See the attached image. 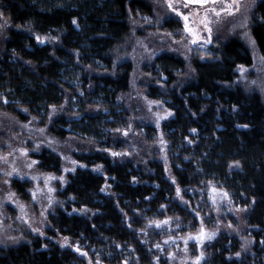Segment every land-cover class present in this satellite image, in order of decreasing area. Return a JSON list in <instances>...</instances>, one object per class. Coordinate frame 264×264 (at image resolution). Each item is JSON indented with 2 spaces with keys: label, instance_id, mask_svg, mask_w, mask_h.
<instances>
[{
  "label": "trees",
  "instance_id": "obj_1",
  "mask_svg": "<svg viewBox=\"0 0 264 264\" xmlns=\"http://www.w3.org/2000/svg\"><path fill=\"white\" fill-rule=\"evenodd\" d=\"M151 14L150 5L143 0H0V18L11 25L7 39L0 44V109L20 117L16 107L24 106L32 113L42 109L46 116L49 108L61 105L70 92V103L74 100L79 106L76 113L95 106L99 109L93 116L74 121L82 127L76 126L71 133L58 126L66 123L58 119L51 129L56 136L94 141L91 128L108 136L122 129L125 121L119 122L125 114L117 112L116 99L128 89L131 65L118 67L114 77L92 72L112 71L110 57L128 31L129 15ZM37 35L54 39L41 44ZM251 36L264 58V0L254 10ZM212 49L203 60L199 54L191 58L188 74L185 62L173 54L157 57L152 66L144 67L145 92L173 113L162 131L169 145L170 168L177 186L184 190L183 197L189 198L186 190L215 183L229 191L235 206L249 208L246 223L252 229V253L227 260L220 247L222 251L211 261L203 259L200 264H264V104L258 93L236 84L237 68L252 64L243 43L231 38L214 42ZM71 73L74 87L66 82ZM5 98L11 103L4 105ZM106 110L110 114H104ZM36 159L44 171H60L56 155L42 152ZM80 159L89 165L101 164L104 174L76 170L70 177L62 194L65 209H58L51 220L57 235L103 248L111 242L124 247L131 240L137 264H148L144 247L134 242L141 223L170 209L171 215L183 218L191 212L175 204L169 207L175 190L163 166L151 164L152 173L146 174L129 163L112 164L104 154ZM105 176L113 182L115 198L102 195ZM191 203L198 201L192 198ZM200 205L207 211L210 204L203 200ZM84 208L98 215L89 220L72 214ZM198 225L193 220L187 233L194 234ZM98 238L108 242L104 246ZM42 243L36 239L1 249L0 264H78L68 249L51 244L44 249Z\"/></svg>",
  "mask_w": 264,
  "mask_h": 264
},
{
  "label": "rangeland",
  "instance_id": "obj_2",
  "mask_svg": "<svg viewBox=\"0 0 264 264\" xmlns=\"http://www.w3.org/2000/svg\"><path fill=\"white\" fill-rule=\"evenodd\" d=\"M143 1L150 5L152 14L150 17L129 15L128 31L115 46L110 57L112 71L92 72L97 76L110 74L114 77L118 67L126 63L131 65L128 89L120 93L116 99V103L119 105L117 112L125 114L121 116L122 121L119 122L122 124L123 120L125 121L120 131H111L112 135L108 136V133L106 132V134L103 130L91 128V133L96 136L94 141L75 135L56 136L51 129L58 119H64L66 122L64 125L57 123L58 126L60 125L63 131L71 133L76 126L82 127L80 124H75L74 121H79L81 116H93L99 109L95 106L92 109L87 108L85 113H76L79 106L74 100L70 103V92L65 94L64 102L61 105L51 106L46 116L42 109H37V113H32L24 106L16 107L20 117L0 109V155L8 157L7 162L0 160V221H2L0 223V250L30 244L38 239L44 242L42 243L44 249L47 248V244L59 247L64 244L63 248L71 252L72 260L78 264L84 261L85 264H89L90 261L91 264H95L97 261L99 264H125V261L127 264H137V255L133 250L135 244L130 242V239L124 247H121L120 243L111 242L106 248L105 245L108 241L98 238L105 248L89 247L88 243L82 240L67 238V242H65V238L57 235V231L51 223L56 211L65 209L62 194L76 170L104 174L101 164L89 165L88 162L80 159L98 153L104 154L112 164L129 163L135 169L142 170L146 174L152 173L151 164H160L163 166L166 178L175 190L169 207L175 204L184 210H191L189 216L184 218L171 215V209L166 213L162 211L159 214H153L150 221L146 220L141 223L136 232L135 239L137 240L134 242L142 244L144 247L149 259L148 264H157V257H159V264H195L201 253H203V258L200 259V262L203 259L211 261L218 252L222 251L219 250L220 247L225 249L223 259L227 260L240 259L252 253L251 249L254 244L251 238L252 229L246 223L249 208L235 206L230 199L229 191L215 183H205L199 188L186 190L185 193L189 198L183 197L184 190L177 186L170 168L169 145L162 131L163 124L173 117V113L165 109L160 102L150 99L146 95L144 85L147 75H145L144 67L152 66L156 58L163 54H173L185 62L188 74L191 73L190 61L192 57L199 54V58L203 60L209 49L214 51L212 49L214 42H227L231 38H237L252 56V64L248 67L243 66V74L240 67L237 68L236 84L249 92L258 93L264 104V90L258 86L264 83V61L258 54L256 46H251L244 37L246 31L251 35L252 17L260 0H243L241 9L235 16H229L226 13L220 17L210 16L211 19L218 22L210 25L212 42L207 44L203 43V40L208 36V33L200 23L205 14L204 8L199 5H191L188 8L177 6L179 11L189 15V27L197 31L201 37L199 43L193 44L191 42L193 37L185 31V22L168 8L166 0ZM216 7L219 8L220 5ZM245 18L247 28L238 27ZM10 28V23L0 18V44H3L7 39V31ZM195 52L197 53L195 54ZM103 65L97 66L102 67ZM69 76L70 79L65 80L70 87H74V75L71 73ZM252 81H256L257 85H253ZM5 101L11 103L5 98L4 105L7 104ZM149 101L156 103L150 105ZM169 112L172 115H167ZM104 114H110V112L106 110ZM164 116L167 118L158 119V117ZM109 120L111 121V119ZM39 129H45V131L41 133ZM125 131L128 133L127 136L123 134ZM49 141H53V143L50 144ZM22 151H27L28 155H22ZM42 152H49L59 158L61 168L58 173L46 172L40 168L36 157ZM112 152L127 153V155L113 157ZM32 161H37V163L28 167ZM71 161L77 163L72 164ZM80 165H84V167H80ZM98 166H102L101 170L95 171L94 169ZM13 167L18 170L19 175L14 173L12 176H5L4 173L11 172ZM73 168L75 171L68 170ZM32 177H36V179H32ZM5 180L9 183L5 184ZM48 187L54 188L55 191L48 193ZM112 187L111 178L105 176V185L102 191L105 198H115ZM177 188L181 190L179 196ZM213 188L216 189L215 192H213ZM31 191H38L35 200L32 199ZM9 192L16 194L14 202L7 201ZM223 192L228 193L227 198L223 197ZM192 198L197 199L198 203L193 205ZM203 200L210 204L207 211L204 206L200 205ZM20 205L24 208L23 212L20 210ZM72 214L86 217L89 220L98 215L94 210L88 208L75 210ZM139 218L141 217L139 216ZM187 218L192 220L189 221ZM166 219L170 220V224L161 228H156L152 223ZM193 220L198 222V230L194 234L187 233ZM229 224L232 225L231 228L228 227ZM202 226L206 233L215 232V237L211 240L204 238L200 242L188 239L189 236H197ZM32 229H39V232H34ZM10 237L15 239H10ZM165 240L169 243L165 244ZM185 240H187L186 245ZM156 244L160 245V249L155 247ZM77 247L81 252H86L87 256L80 255V252L75 250ZM109 247H116V249L112 250ZM234 250H237L236 253ZM173 256L174 258H171ZM107 260H111L112 263Z\"/></svg>",
  "mask_w": 264,
  "mask_h": 264
},
{
  "label": "snow or ice",
  "instance_id": "obj_3",
  "mask_svg": "<svg viewBox=\"0 0 264 264\" xmlns=\"http://www.w3.org/2000/svg\"><path fill=\"white\" fill-rule=\"evenodd\" d=\"M166 3H167V6L168 8H170L173 12H175L176 16L180 17L185 23H184V28H185V31H187L192 37V43L193 44H197L200 42L201 40V37L199 35V33L197 31H194L191 27H189V15H186L184 13H182L181 11L178 10V5L179 6H182V7H185V8H188L190 7L191 5H199L201 8H204L205 9V14H204V17L203 19L201 20V25L203 27V29L208 33V36L203 40V43L207 44V43H211L212 42V28H211V24L214 23V22H218V21H214L213 19L210 18V16H215V17H220L223 13H226L227 15L229 16H235L241 9V6L243 4V0H166ZM217 5H220V7H216ZM6 23V22H5ZM73 24H77V21L76 20H73L72 21ZM78 26V25H77ZM238 27H241V28H247V20L245 18L244 21L241 22L240 25H238ZM168 35H171V34H168ZM244 37L248 40L249 44L253 47H255L256 45V40L250 35V32H244ZM36 40L38 43H45L47 42L49 39H54L50 36H39L37 35L36 37ZM262 61H264V58H261ZM240 69H241V73L243 74V71H244V68L243 66L241 65L240 66ZM166 79V78H165ZM253 85H257V82L256 81H252L251 82ZM262 90H264V83H261L258 85ZM5 103H7V101H5ZM153 103H156V102H152V101H149V104H153ZM151 110V109H150ZM25 111H27V109H25ZM167 115H172V113H167ZM167 117L164 116V117H158V119H166ZM35 119V118H33ZM25 127H27L25 125ZM39 131L41 133H43L45 131V129H39ZM117 131H120V129H117ZM196 130L193 129V132H195ZM125 136L128 135L127 131H125L123 133ZM161 142L163 143V138L161 137ZM191 142V141H189ZM49 143H53V141H49ZM37 147H39L37 145ZM105 151H107L105 149ZM22 155L24 156H27L28 153L27 151H22ZM111 155L113 157H117V156H121V155H127V153H117V152H112ZM0 160L4 161V162H7L8 160V157L7 156H2L0 155ZM37 161H32V163L30 165H28V167H32V165L36 164ZM72 164H76L77 162L76 161H71ZM236 167H239V162H236ZM80 167H84V165H80ZM102 168V166H98L96 169H94L95 171H100ZM70 171H75V169H68ZM17 174L19 175V172L16 168L13 167L12 171L11 172H5L4 175L5 176H12L13 174ZM23 178V177H21ZM32 179H36V177H32ZM51 179V178H50ZM61 179H63L61 177ZM175 182V181H173ZM5 184H8L9 181L5 180L4 181ZM103 191V189H101ZM39 191V190H38ZM38 191H31V196H32V199L35 200L37 195H38ZM48 193H52L55 191L54 188L52 187H48L47 189ZM180 189L177 188V194L179 196L180 194ZM216 189L213 188V192H215ZM15 193L14 192H9L7 194V201L8 202H14V197H15ZM223 197L227 198L228 197V193L227 192H223L222 193ZM185 203H187L185 201ZM213 203H215V201H213ZM20 210L21 212L24 211V208L22 205H20ZM246 210V209H245ZM21 219H23V217H21ZM0 223H2V221H0ZM156 228H161L163 226H166V225H169L170 224V220L169 219H166V220H163V221H153L152 222ZM203 223V222H201ZM151 226V225H150ZM229 228L232 227L231 224L228 225ZM34 232H39V229H32ZM41 235H43V233H40ZM216 233L213 232V233H206L204 231V228L203 226L201 227V230H200V233L197 235V236H189L188 239H193V240H196L197 242H200L202 241L204 238H207L208 240H211L215 237ZM10 239H15L14 237H10ZM65 242H67V238H65ZM165 244L169 243V241L165 240L164 241ZM187 244V240H185V245ZM62 247H64L65 245L62 244L61 245ZM155 247L157 249H160V245L159 244H156ZM77 252H80V255L82 256H87V253L86 252H81L80 249L77 247L75 249ZM162 250V249H161ZM239 255V254H237ZM171 258H174L171 257ZM203 258V253H201V256L198 257L195 261V264H200V259ZM157 259V264H159V257L156 258ZM89 264H91V261L89 262ZM97 264H99V262L97 261ZM125 264H127V261H125Z\"/></svg>",
  "mask_w": 264,
  "mask_h": 264
},
{
  "label": "flooded vegetation",
  "instance_id": "obj_4",
  "mask_svg": "<svg viewBox=\"0 0 264 264\" xmlns=\"http://www.w3.org/2000/svg\"><path fill=\"white\" fill-rule=\"evenodd\" d=\"M95 264H97V262Z\"/></svg>",
  "mask_w": 264,
  "mask_h": 264
}]
</instances>
